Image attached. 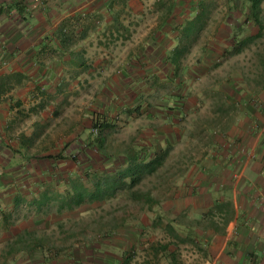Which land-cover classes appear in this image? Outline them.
<instances>
[{
    "label": "rangeland",
    "instance_id": "obj_1",
    "mask_svg": "<svg viewBox=\"0 0 264 264\" xmlns=\"http://www.w3.org/2000/svg\"><path fill=\"white\" fill-rule=\"evenodd\" d=\"M201 1L206 5L205 16L198 28L183 34L181 27L202 7ZM235 2L115 3L114 11L122 19L123 30H127L113 34L104 24L105 33L90 37L94 43L99 38L105 42L88 46L87 51L97 63L93 69L97 88L92 96H83L84 107L92 99L87 108H68L69 114L82 110L88 114L82 112L81 116L83 128L88 129L81 132L82 140L75 138L64 148L54 147L51 137L59 134L58 126L48 124V146L42 147L40 141L41 145L37 143L31 150L32 179L0 180V191L6 190L0 200V264H28L42 256L66 259L76 252L100 255L98 249L113 250L120 260L129 254V264H175L170 260L172 253L180 264H205L208 241L227 230V225L224 231L217 230L209 220L215 199L231 197L235 204L239 196L252 195L251 189L257 188L241 181L239 174L256 157L257 147L254 153L249 147L259 134L264 156V33L236 51V40L258 29L252 21L244 23V16L238 18ZM19 3L26 6L25 0ZM97 6L103 14L109 11L101 2ZM10 7L7 2L4 11ZM168 7L171 15L163 19L169 13ZM95 15L83 23L95 28L102 14ZM18 21L22 23L20 16ZM175 49H179L177 55ZM100 58L111 61L103 67ZM141 99L143 106L137 105ZM122 101L134 113L126 122L101 130L103 112L110 111L109 107L116 109ZM159 130L164 133L151 132ZM104 134L110 144L102 149L97 148L98 143H87L89 139L98 141ZM153 138L161 140L154 141L155 151L168 147V154L157 171L135 185L133 192L140 195L134 196L125 188L111 199L62 210H58L55 200L41 210L31 201L50 187L66 191L72 178L115 173L126 165L130 152H139V158L144 150L149 154L146 147ZM16 188L19 192L9 200L7 194ZM250 200L256 205L261 203L257 197ZM9 201V205L2 206ZM243 215L239 214L238 219H252L249 213L245 218ZM158 216L162 223L154 226ZM215 219L220 227L224 225L219 215ZM166 223L194 240L175 237L164 227ZM162 243H170L168 249L155 256L151 245ZM30 252L38 255L32 260L25 255ZM16 253L20 255L15 257Z\"/></svg>",
    "mask_w": 264,
    "mask_h": 264
},
{
    "label": "crops",
    "instance_id": "obj_2",
    "mask_svg": "<svg viewBox=\"0 0 264 264\" xmlns=\"http://www.w3.org/2000/svg\"><path fill=\"white\" fill-rule=\"evenodd\" d=\"M17 1L19 0H0V6L6 7L7 2L11 5ZM118 1L122 6L130 2V0H25L26 6L23 10L18 11L10 7L8 11L0 13V180L32 179L31 150L40 141L42 147L48 146L47 140L50 139L48 134L50 129L46 128L48 124L58 126L59 134L51 137L54 147L64 148L67 144L71 145L75 138L82 140L81 132L88 129L83 128L84 120L81 116L83 113L85 116L88 114L83 110L69 114L68 108L76 110L84 107L81 102L83 96H92L97 88L95 85L98 79L93 72L97 63L93 57H89L87 51L88 46H101L105 42L99 38L94 43L90 37L94 33L98 35L100 31L105 33L104 24L109 25L108 32L113 34L120 35L127 30L126 28L123 30L122 19L120 20L118 13L114 11V5ZM99 2L109 11L106 10L103 14L101 8L97 6ZM235 4V8L240 12L238 18L244 16V19L248 0H236ZM98 12H101L102 17L97 19L95 28L87 27L83 21L92 19ZM170 15L168 13L163 19H169ZM18 16L22 18V23H19ZM68 16L80 18L73 20L75 23L73 38L62 39V34L69 28L63 29L61 34L58 32V26ZM117 20L119 22L115 24ZM110 24L115 27L111 28ZM100 60H104L103 67L111 61L104 58ZM104 82L103 80L102 84ZM87 86L89 90H85ZM261 95L264 100V90ZM88 100L84 108H87L92 99ZM126 104L128 103L122 101L116 109L112 110L109 107L110 111L103 112L105 115L103 120L110 123L104 130L110 129L116 122H126L129 119L134 111H130V105ZM137 105H144L142 99ZM52 114L56 118H52ZM148 115L156 116L149 112ZM151 132L164 133L160 130ZM107 140V135L104 134L98 141L89 139L87 143L92 146L103 142L104 147L110 144ZM152 140L149 144L145 143L149 154L144 150L142 158L149 159L157 153L155 151L157 144L154 141L159 143L161 140L154 138ZM259 140L260 134L251 140L249 148L251 153H254L253 148L257 147L254 154L256 157L250 161L249 166L248 164L245 166V171L239 174L241 181L249 182L248 184L257 188L251 189L252 195L245 193L242 195L243 198L239 196L238 201L235 199V218L228 224L225 234H215L211 241H208L205 264H264V156L259 148ZM153 148L154 150H150ZM45 157L51 158L49 154ZM52 158L59 159L55 155ZM13 190L7 194L9 200L19 192L17 188ZM4 191H0V200L6 195ZM255 197L261 203L257 205L252 203ZM250 198L252 202L249 203ZM10 203L5 202L6 205L2 206L6 207ZM245 213H249L252 219L247 221L238 219L239 214H244L245 218ZM98 251L100 255L92 252L94 255L88 256L76 252L72 257L66 256V259L59 260L42 256L28 264H120L121 260L115 251L110 249ZM18 255L20 254L16 253L14 256ZM25 255L33 260L38 254L30 252Z\"/></svg>",
    "mask_w": 264,
    "mask_h": 264
},
{
    "label": "trees",
    "instance_id": "obj_3",
    "mask_svg": "<svg viewBox=\"0 0 264 264\" xmlns=\"http://www.w3.org/2000/svg\"><path fill=\"white\" fill-rule=\"evenodd\" d=\"M10 6V4H9ZM15 9H19V11L23 10L19 1L12 3L11 7ZM202 6V7H201ZM206 6V5H205ZM203 5V1L200 3V7L196 14L187 19L184 25L181 27L183 34H188L190 31L194 30L201 22V19L205 16L206 7ZM170 7L167 8L166 11L169 13ZM4 11V6H0V13ZM73 18V19H72ZM74 18L72 16L65 17L60 25L58 26V32L63 33V29L69 28L62 34V39H72L74 34ZM80 17L76 16V20H79ZM252 21L257 26V31L255 33H249L240 37L236 40V51L242 50L243 46L250 41L255 40L258 37H261L264 33V0H248L247 11L245 13L244 23ZM119 22L118 20L115 21V24ZM198 28V27H197ZM179 49H175L174 54H178ZM176 58V57H173ZM100 129L108 128L110 123L106 121L99 122ZM97 124V123H96ZM103 142L98 144V147L103 148ZM139 152H130L127 157L126 165L118 169L115 173H108L104 175H87L85 178L75 177L70 179L69 187L66 191H57L56 189L50 187L44 190L38 197H33L32 202L36 205L38 210H41L42 206L45 204L50 203L52 200H55L58 206V210H62L64 208L73 209L75 207L81 206L85 203H92L97 200H107L113 197H116L119 192L125 188H128V191L131 190L134 196L140 195L137 191L133 192V188L136 184H138L146 175L152 174L153 172L157 171L160 166L164 164V160L166 155L168 154V147L164 148L161 151H158L152 158L149 159H142L138 156ZM228 199H215V205L210 210L211 215L209 220L212 225L217 229L224 231L226 225L233 220L235 215V204L231 197H227ZM18 196L15 197V202H17ZM219 215L220 219L223 221L224 224L220 227L217 222L218 220L215 219V216ZM161 218L159 216L157 219H154L153 225L158 226L162 223L160 221ZM159 220V221H157ZM200 220V219H198ZM168 231H171L173 235L181 240H185V238H191L190 240H194V238L190 235L183 236L181 235L173 225L170 223H166L164 225ZM189 231L194 233L193 229L190 228ZM170 243H162L160 245L155 246L154 244L151 245V249L154 251L155 256L160 250H167ZM37 245V243H36ZM170 260H173L175 264H180L177 260L176 255L174 253L170 254ZM130 255H125L120 264H129L130 262Z\"/></svg>",
    "mask_w": 264,
    "mask_h": 264
},
{
    "label": "built area",
    "instance_id": "obj_4",
    "mask_svg": "<svg viewBox=\"0 0 264 264\" xmlns=\"http://www.w3.org/2000/svg\"><path fill=\"white\" fill-rule=\"evenodd\" d=\"M98 127L95 128V130H97Z\"/></svg>",
    "mask_w": 264,
    "mask_h": 264
}]
</instances>
